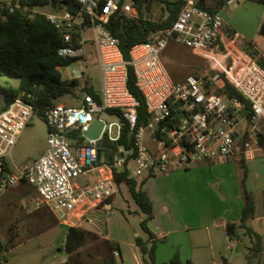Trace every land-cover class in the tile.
Instances as JSON below:
<instances>
[{
	"label": "built area",
	"instance_id": "built-area-1",
	"mask_svg": "<svg viewBox=\"0 0 264 264\" xmlns=\"http://www.w3.org/2000/svg\"><path fill=\"white\" fill-rule=\"evenodd\" d=\"M75 1V13L45 15L62 33L58 55L73 59L71 64L83 58L85 43L91 42L99 70L98 97L75 91L73 105L48 106L42 113L46 148L39 157L20 167L13 164L11 150L35 115L34 108L22 95L0 110V195L19 183H27L35 192V206L47 207L58 223L69 227L96 206L105 204L104 200L116 192L113 168L123 169L127 163L129 170L133 164L134 176H159L172 168H190L199 161H226L239 138L238 115H243V105L236 98L216 92L220 73L250 104L252 116L246 120L250 128L242 132L247 134L242 152L245 157H253L250 142L256 141V133L263 127L260 122L264 121V67L249 55L230 56L223 49L222 36L228 37L231 31L218 11L198 7L194 0H184L172 25L152 32L149 41L134 44L126 61L119 38L106 24L117 13L135 16L131 0ZM222 2L229 6L236 0ZM18 8L16 2L0 0L1 15ZM170 42L205 57L210 66L208 73L173 80L161 59ZM228 56L232 58L231 64L224 62ZM127 65L132 68L134 86L143 96L147 113L146 122L137 128L134 126L138 101L127 87ZM84 76L85 68L72 69L70 79ZM112 109L116 113L109 114ZM110 115L116 121H109ZM96 119L103 122L100 136L88 140L83 132ZM124 124L129 127L130 147H120L112 164L99 163L98 142L103 137L118 140ZM94 170L103 171L93 181H74ZM112 254L115 258L120 256L118 250Z\"/></svg>",
	"mask_w": 264,
	"mask_h": 264
},
{
	"label": "rangeland",
	"instance_id": "rangeland-1",
	"mask_svg": "<svg viewBox=\"0 0 264 264\" xmlns=\"http://www.w3.org/2000/svg\"><path fill=\"white\" fill-rule=\"evenodd\" d=\"M40 10L44 13L52 12L49 7ZM220 14L226 28L231 31L228 39L234 38L239 49L246 45H255L260 52H264V37L259 34L262 22L264 23L263 3L255 0L240 1L239 4L234 3L225 7ZM145 15L151 19L160 18L164 15L163 4L157 0L153 1ZM228 47L231 48V46ZM84 50L83 58L74 60L73 64L60 67L59 72L62 78L70 79L72 69L79 71L85 68V76L79 79L80 85L86 84L98 91L100 87L99 70L91 42L85 43ZM161 59L168 71L176 77L202 76L208 73L207 67L209 68V66L205 61L193 55L189 49L173 42H170L162 51ZM77 93L82 94L79 90ZM54 101L65 105H73L75 102L69 95L61 96ZM1 103L0 97V105ZM238 117L237 130L238 135L241 136L242 132L250 127L243 115L239 114ZM109 121H116V119L110 115ZM260 125L263 126L260 127L261 132L264 130V121H261ZM112 130L115 135L116 127L114 126ZM256 136V141L250 142L253 154L257 153L255 161L250 162L253 165V181L250 177L252 187L264 186V153L258 143V133ZM236 145L239 146L240 141ZM45 148L46 126L42 117L34 115L13 146L11 160L15 166H23L39 157ZM254 150H256L255 153ZM214 164H218L219 167L213 169L210 167L211 164H207L212 180L210 183L207 181L208 186L214 187V182L218 181L220 177L229 182L228 180L232 178L235 170L239 175L241 173V169L236 163L231 165V169L223 168L221 161H215ZM133 170L134 166L130 164V175L140 181L144 176H134ZM93 175H98V173L90 172L86 176H79L74 181L79 184L85 183V181L91 182ZM148 179L143 184V189L149 188ZM28 186L32 188L30 185ZM24 190L25 186L19 183L0 195V242L2 244L0 264H61L67 260V253L64 249L67 227L62 223H57L48 229L37 232L33 214L36 209L42 207L35 206L36 195L33 188L26 193ZM253 201L255 219L251 220L248 225L261 237V252L257 256H250V247L254 239L244 234L243 230H238L236 235L228 240L221 231L215 229L212 234L211 248L206 246L189 249L190 258L187 259L190 264H264V212L260 191L253 192ZM42 209L46 211V209ZM143 216L125 185L121 184L112 196L110 208L101 204L75 225L87 230L89 234L73 257L83 260L84 264H105V260H112L113 264H144L139 247L135 242L136 237L147 239V234L140 226ZM112 244L117 246L120 255L117 258L111 257L109 246ZM168 248L170 247L166 245L164 238L156 239L154 253L157 252L159 256L163 254L165 256V250ZM172 250V256L176 253L182 263L186 261L183 260L184 258H180L177 248ZM164 256L157 259L154 257V262L156 264L168 263L172 257L168 259Z\"/></svg>",
	"mask_w": 264,
	"mask_h": 264
},
{
	"label": "trees",
	"instance_id": "trees-1",
	"mask_svg": "<svg viewBox=\"0 0 264 264\" xmlns=\"http://www.w3.org/2000/svg\"><path fill=\"white\" fill-rule=\"evenodd\" d=\"M153 1L155 0H131L132 6L136 10L135 16L129 17L117 13L112 15L106 24V28L119 38L122 57L126 61L129 59V50L134 44L149 41L152 32L171 26L184 4V0H157L163 4L164 15L158 19H151L145 14L149 11ZM258 1L264 4V0ZM12 2L19 4V8L6 15L0 14V97L2 99L0 110L4 109L13 99L22 95L33 106L35 115L40 117L48 106L55 103L54 100L64 95L73 96L78 90L83 94H91L97 99V91L94 88L86 84L80 85L77 79L62 78L59 68L72 63L73 59H66L58 55V49L62 46V33L49 23L46 13L40 10L49 7L52 12L75 13L78 10L77 2L75 0H12ZM250 56L253 54L250 53ZM258 62L264 67V58L258 59ZM169 75L173 80L178 81V77L170 72ZM217 86L218 94L236 98L243 105L242 114L249 121L252 116L249 102L231 86L224 73H220ZM127 87L138 101L134 126L137 128L146 122L147 113L143 96L134 86L133 72L129 65H127ZM108 113L114 114L116 110H109ZM258 135V143L264 152V130L258 132ZM129 137V127L126 124L122 126L118 140L108 141L103 137L98 142V149L101 153L99 163L112 164L120 147H130ZM246 139L247 134H244L240 140L241 146ZM126 164L123 169L113 168L112 177L117 188L121 184L125 185L132 200L144 215L140 220V226L147 234V239L136 237L135 242L143 257V263L156 264L154 262L156 239L147 225L153 217L152 203L146 189L142 187L149 176H144L140 181H137L135 177L130 176ZM240 168L242 175L239 178V183L244 204L239 222L227 223L225 232L229 236H235L238 230H243L244 234L254 239L250 247V256H257L261 252V237L247 223L255 215L253 192L245 188L246 169L243 161H240ZM21 184L25 186L24 193L32 189L27 183ZM260 195L264 212V191H261ZM111 202L112 196L104 200L103 203ZM41 207V209H36L33 214L37 232L58 223L47 207ZM88 234L87 230L78 226L66 228L64 249L67 253V260L61 264H84L83 260H77L73 255L77 253L76 250L82 245ZM114 250H118L117 246L110 245L109 251L112 253ZM111 257L115 258L113 254ZM105 264H113V261L105 260ZM163 264H190V262L188 260L184 263L180 262L175 253L168 263Z\"/></svg>",
	"mask_w": 264,
	"mask_h": 264
},
{
	"label": "crops",
	"instance_id": "crops-1",
	"mask_svg": "<svg viewBox=\"0 0 264 264\" xmlns=\"http://www.w3.org/2000/svg\"><path fill=\"white\" fill-rule=\"evenodd\" d=\"M240 1L243 2L244 0H236L235 3L239 4ZM255 1L259 2L258 0ZM194 2L198 7L209 11H218L219 13L227 7L223 5L222 0H194ZM263 25L264 23L262 22L261 27ZM222 39L224 41L223 49L230 56H239L241 54L250 56L251 53L253 56L250 57L257 61L259 65L258 59L264 58V52H260L255 45H246L242 49H239L234 38L230 41L228 37L222 36ZM228 46H231V48ZM191 53L201 58L209 66V61L205 57L193 52ZM230 56L225 59L224 62L226 64H231L232 58ZM207 69L209 70L208 67ZM178 78V81L184 79ZM242 138L243 134L239 136L236 144ZM236 144L233 154L226 161L219 159L199 161L187 169L172 168L166 174L148 177L149 188L146 191L152 203L153 217L147 225L149 230L155 235V239L164 238L166 245L170 247L168 250H165L166 255L164 256L163 254L161 255L162 257L164 256L169 259L173 253L172 249L177 248L180 258L188 260L187 258H190V248L206 246L211 248L213 242L212 234L215 229L216 231H221L228 240L233 237L226 234L225 225L227 223H238L240 220L241 209L244 204V197L239 183L242 173L239 175L238 171L235 170L232 178L228 180L229 182L220 177L218 181L214 182V187L208 186L207 181L210 183L212 180L209 176L207 164H211L210 167L214 169L215 167H219L214 162L221 161L223 168L231 169L233 163L238 164L240 168V161H243L246 169V190L250 192H254L255 190L264 191V186L257 185V187H252L250 180L251 177L253 181V165L250 162L255 161L257 153L253 154L251 158L245 157L242 152L243 146ZM255 152L256 150H254ZM102 171H92L93 173H98V175H93L92 181ZM86 179L89 180L88 177ZM104 205L108 208L111 207V203H108V205L105 203ZM253 219L255 218L249 219L247 223ZM161 256L157 252L155 253L156 259Z\"/></svg>",
	"mask_w": 264,
	"mask_h": 264
},
{
	"label": "water",
	"instance_id": "water-1",
	"mask_svg": "<svg viewBox=\"0 0 264 264\" xmlns=\"http://www.w3.org/2000/svg\"><path fill=\"white\" fill-rule=\"evenodd\" d=\"M260 34L264 36V25L261 27ZM103 127V122L96 119L94 120L89 127L87 128L86 131L83 132V135L88 139V140H95L98 139L101 133ZM97 159H99V151L97 152ZM108 205V203H106Z\"/></svg>",
	"mask_w": 264,
	"mask_h": 264
}]
</instances>
